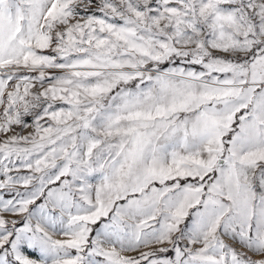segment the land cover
<instances>
[{
  "label": "snow or ice",
  "instance_id": "6c2138e0",
  "mask_svg": "<svg viewBox=\"0 0 264 264\" xmlns=\"http://www.w3.org/2000/svg\"><path fill=\"white\" fill-rule=\"evenodd\" d=\"M0 264H264V0H0Z\"/></svg>",
  "mask_w": 264,
  "mask_h": 264
}]
</instances>
